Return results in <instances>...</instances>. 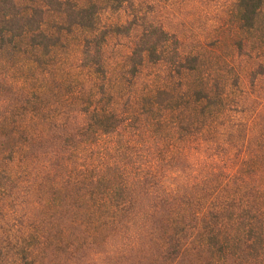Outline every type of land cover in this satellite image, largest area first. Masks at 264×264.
I'll list each match as a JSON object with an SVG mask.
<instances>
[{"label": "trees", "instance_id": "obj_1", "mask_svg": "<svg viewBox=\"0 0 264 264\" xmlns=\"http://www.w3.org/2000/svg\"><path fill=\"white\" fill-rule=\"evenodd\" d=\"M235 10L236 49L256 41L264 58V0H236ZM120 40L128 53L115 70L105 53ZM71 48L87 88L70 79L63 101L73 114L53 124L69 256L114 242L130 264H264L263 142L256 150L238 77L201 75L133 0H0V73L50 74ZM159 68L165 76L139 89L144 71ZM247 80L251 91L264 81V63ZM39 95L20 109L34 110Z\"/></svg>", "mask_w": 264, "mask_h": 264}, {"label": "rangeland", "instance_id": "obj_2", "mask_svg": "<svg viewBox=\"0 0 264 264\" xmlns=\"http://www.w3.org/2000/svg\"><path fill=\"white\" fill-rule=\"evenodd\" d=\"M235 2L133 0L135 9L147 13L174 36L181 56L198 59L201 75L210 77L222 72L229 80L238 77V90L249 108L244 118L251 123L253 145L257 150L255 140L263 142L264 152V81H258L251 91L247 80L249 72L257 63H264V58L256 51V41L242 44L240 52L236 49L235 43L242 42L243 36L237 30ZM127 45V41L120 40L107 46L105 56L115 70L121 56L128 53ZM61 56L63 63L47 75L35 70L0 73V246L7 252L0 264H130L120 254L112 253L114 242L103 248L79 249L73 258L64 246L69 216L63 208L56 211L54 205L53 124L65 122L63 111L73 107L63 101L70 79L73 88L78 89L86 77L76 70L78 52L74 48ZM156 74L159 78L165 76L160 68L146 69L141 84L144 87L139 85V89L155 81ZM33 92L40 94L41 101L31 100L34 110L22 111L23 100ZM238 97L231 91L232 104ZM57 242H61L58 247Z\"/></svg>", "mask_w": 264, "mask_h": 264}]
</instances>
